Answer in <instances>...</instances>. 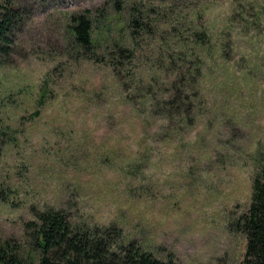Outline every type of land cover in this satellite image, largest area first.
Segmentation results:
<instances>
[{
  "label": "rangeland",
  "instance_id": "1",
  "mask_svg": "<svg viewBox=\"0 0 264 264\" xmlns=\"http://www.w3.org/2000/svg\"><path fill=\"white\" fill-rule=\"evenodd\" d=\"M14 2L28 18L0 57V243L38 259L28 224L56 209L178 264H240L246 240L230 223L264 162V0ZM137 9L149 27L132 34ZM85 11L92 59L69 28ZM117 43L131 52L119 66ZM173 83L189 124L151 115L143 96L149 84L155 102L174 96Z\"/></svg>",
  "mask_w": 264,
  "mask_h": 264
},
{
  "label": "trees",
  "instance_id": "2",
  "mask_svg": "<svg viewBox=\"0 0 264 264\" xmlns=\"http://www.w3.org/2000/svg\"><path fill=\"white\" fill-rule=\"evenodd\" d=\"M137 10L136 16L129 24L134 30L132 34L149 27L145 21L148 14L144 15L141 9ZM27 18L23 9L16 8L14 0H0V57L10 53L14 36ZM70 20L69 28L75 46L87 58L92 59L96 55L98 43L93 37L95 21L91 13L85 11L83 14L72 16ZM97 22L99 23V20ZM169 28L178 30L176 25H170ZM177 32L174 34L175 38L180 34ZM193 35L196 37L193 44L204 48L207 44L204 33H199L197 29ZM114 48L122 54L119 55L117 65L122 64V58H130L131 52L122 44L117 43ZM194 64L193 77L187 78L191 88H196L194 78L196 74H200V66L196 62ZM117 65L112 66L119 76V65ZM151 86L149 84L142 89L147 105L154 110L151 115L156 113L159 115L158 118L163 120L185 116L186 123L192 122L190 114L193 108L184 102V98L188 97L183 95V88L173 83L175 95H169L155 102V97L151 95L156 93ZM230 227L235 233L242 234L246 240V249L240 264H264V162L258 165L254 176L247 212L230 223ZM28 231L34 250L39 254L38 259L36 257L35 260H24L20 255V247L12 245L11 241H6L0 243V264H178L172 254H168L164 259L158 258L140 242L134 240L126 242L123 231L116 225L73 224L70 217L62 210L47 209L38 212L36 221L28 224Z\"/></svg>",
  "mask_w": 264,
  "mask_h": 264
}]
</instances>
